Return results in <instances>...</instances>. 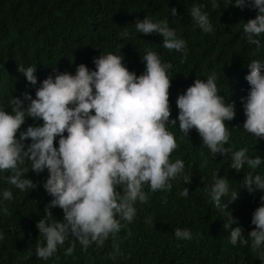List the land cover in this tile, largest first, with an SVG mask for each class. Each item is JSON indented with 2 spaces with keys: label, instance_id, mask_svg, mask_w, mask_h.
Segmentation results:
<instances>
[{
  "label": "clouds",
  "instance_id": "1",
  "mask_svg": "<svg viewBox=\"0 0 264 264\" xmlns=\"http://www.w3.org/2000/svg\"><path fill=\"white\" fill-rule=\"evenodd\" d=\"M209 2L212 9L219 7L218 0ZM206 6L194 3L189 12L199 29L211 33L214 29L204 10ZM234 6L255 10V17L243 24V32L250 44L260 47L259 37L264 35V0H234ZM171 15L177 16L176 8L171 9ZM134 25L138 33L162 36V46L169 51L182 52L187 47L186 41L177 38L176 31L169 27L168 19L145 16ZM121 35L129 37L127 30ZM185 59L186 53L181 63ZM124 60L123 55L109 52L93 58L94 70L84 63L76 67L75 74L54 68L53 74L39 82L35 98L29 93L22 94L23 100L11 97L8 100L11 113L0 105V173L6 174L0 178L24 192L38 187L26 178L29 172L26 164L37 175L48 172L43 188L52 199L36 224L43 238L36 244L39 259L47 261L69 237L74 239L65 255H72L77 241L85 251L92 243L103 246L109 237L115 241L118 233L135 219L137 203H148L151 193L171 191V181L178 178L185 184L191 183L190 176L182 175L184 161L170 160L178 144L167 125L175 126L177 120L184 137L195 129L211 155L230 157V168L237 173L247 165L249 171L243 177L242 188L249 194L264 192V175L256 171L264 158L250 157L247 147L234 150V146L228 145L231 133L225 121L235 119V102L226 103L224 96L218 94L215 73L206 80L195 79L178 95V116L171 119L168 72L173 65L162 62L151 49L142 58L145 70L140 75L130 71ZM247 67L245 79L249 91L241 97L246 117L243 129L257 141L264 140V64L252 60ZM17 71L28 83L37 85L36 66L19 65ZM27 118L42 124L28 125L23 130ZM212 180L205 190L223 213L239 199V193L231 190L228 180L218 173H213ZM179 195L187 198L189 189L185 187ZM223 197H229L227 204H222ZM2 198L13 199L10 188L2 191ZM161 199L167 203L165 197ZM260 200L261 205L252 214L254 228L247 233V239L231 212L223 227L230 229L229 242L233 246L238 242L247 245L250 240L253 252L260 250L259 259L264 262V196ZM57 207L63 212V220L53 216L51 209ZM3 211L7 213V207ZM146 223L151 225V218ZM233 224L238 226L233 228ZM174 234L178 239L193 238L188 229L176 228ZM131 235L129 229L128 236ZM3 238L0 232V240ZM113 247L115 259L121 253L117 244Z\"/></svg>",
  "mask_w": 264,
  "mask_h": 264
},
{
  "label": "trees",
  "instance_id": "2",
  "mask_svg": "<svg viewBox=\"0 0 264 264\" xmlns=\"http://www.w3.org/2000/svg\"><path fill=\"white\" fill-rule=\"evenodd\" d=\"M218 2L219 7L212 9L209 0H0V105L11 113L8 100L11 97L23 100V93L35 98L39 82L53 74L54 68L75 74L76 67L84 63L94 70L93 58L109 52L123 55L125 66L140 75L145 70L142 58L146 50L151 49L162 62L173 65L168 72L171 119L178 116V95L195 79L206 80L215 73L218 94L224 96L226 103L235 102V119L225 121L231 133L228 145L234 146V150L247 147L250 157L264 158V140L257 141L243 129L246 117L241 103V97L249 91L245 79L249 71L247 65L252 60L264 64V35L259 37L260 47L250 44L243 24L255 17V10H241L234 6V0ZM194 3L207 5L204 10L209 14L213 32L204 33L192 22L189 9ZM172 8L177 9L175 17L171 15ZM145 16L154 20L168 19L177 38L186 41V49L169 51L162 46V36L136 32V20ZM126 30L128 38L121 35ZM118 49L121 50L118 52ZM185 53L186 59L181 63ZM19 65L37 67L36 86L17 71ZM24 103L26 107L28 102ZM178 123L177 120V125H167L178 144L170 160L184 161L182 175L190 176L191 183L185 184L178 178L171 181V191L151 193L148 203L135 205L137 215L133 222L118 233L115 241L109 237L101 247L92 243L85 251L77 241L72 255H65L74 239L69 237L47 261L37 258L36 244L43 238L36 224L52 199L43 188L48 172L37 175L31 171L30 164H26L29 169L26 178L32 179L38 187L24 192L0 178V232L4 236L0 240V264H264L259 259L260 250L253 252L250 240L247 245L238 242L233 246L229 242L230 229L223 227L231 212L247 239V233L254 228L252 214L261 205L260 197L264 192L249 194L242 188L243 177L249 171L247 165L237 173L230 168V157L217 154L214 158L195 129L184 137ZM36 124L42 121L27 118L22 129ZM256 171L264 175V162ZM214 172L226 178L230 189L239 193V199L223 213L214 206L205 190L213 183ZM3 175L6 174L0 173V177ZM185 187L189 189L187 198L179 195ZM8 188L13 199L3 201L2 191ZM145 191H148L147 186ZM228 199L223 197L222 204H227ZM51 211L57 220H63L60 208ZM149 218L151 225L146 223ZM176 228L190 230L193 238L178 239L174 234ZM129 229L131 236H128ZM114 244L121 253L115 259Z\"/></svg>",
  "mask_w": 264,
  "mask_h": 264
}]
</instances>
